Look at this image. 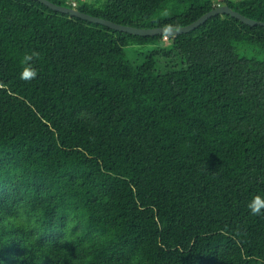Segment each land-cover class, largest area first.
<instances>
[{"label": "trees", "instance_id": "16d2710c", "mask_svg": "<svg viewBox=\"0 0 264 264\" xmlns=\"http://www.w3.org/2000/svg\"><path fill=\"white\" fill-rule=\"evenodd\" d=\"M51 1L143 28L225 3L264 21V0ZM149 44L142 62L129 57ZM254 198L264 26L218 14L140 36L0 0V264H264Z\"/></svg>", "mask_w": 264, "mask_h": 264}, {"label": "water", "instance_id": "95a60500", "mask_svg": "<svg viewBox=\"0 0 264 264\" xmlns=\"http://www.w3.org/2000/svg\"><path fill=\"white\" fill-rule=\"evenodd\" d=\"M38 1L42 2L43 4L47 5L53 10L67 13V14H70L71 16H76L78 18H82L84 20H88L94 23L102 24L114 30L124 31V32H128V33L135 34V35H140V36L178 35V34L186 33V32H189L199 27L201 24L206 22L209 18L215 15H218V14H230L231 16L251 26H254V25L264 26V21L249 18L245 16L244 14L240 13L239 11L234 10L233 8L229 6V4H226V3L215 6L212 10L200 16L197 20L185 26H180V27L161 26V27H153V28H143V27H136V26L114 22L112 20L105 19L99 16H94L89 13L83 12L77 9L76 7L64 6V5L52 2L51 0H38Z\"/></svg>", "mask_w": 264, "mask_h": 264}, {"label": "rangeland", "instance_id": "374dc122", "mask_svg": "<svg viewBox=\"0 0 264 264\" xmlns=\"http://www.w3.org/2000/svg\"><path fill=\"white\" fill-rule=\"evenodd\" d=\"M70 1H72L73 3L75 2L78 5H81V4H85V3L96 2L98 0H70ZM101 1H105V0H101ZM217 1H220V0H217ZM168 41L169 40L167 38L162 39L163 44H167ZM155 46H156L155 44H149L146 46L127 47V53H128L130 58L139 59L140 62H142L144 60V55H146L147 53L154 50ZM244 46H246V45H243V44L238 45V49L240 50V52H243L242 48ZM247 47L249 49L250 54H257V55L261 56L262 53L260 52V50L258 48L253 47V46H247ZM156 59H157V65L160 69H163L164 68L163 66L167 62H169V66L170 65H173V66L176 65V61L172 58L157 57Z\"/></svg>", "mask_w": 264, "mask_h": 264}, {"label": "clouds", "instance_id": "9594fccd", "mask_svg": "<svg viewBox=\"0 0 264 264\" xmlns=\"http://www.w3.org/2000/svg\"><path fill=\"white\" fill-rule=\"evenodd\" d=\"M38 56V53L32 52V53H26L24 56V62L27 64L28 62L32 61L34 57ZM31 77L34 78L36 75V72L33 70L30 73ZM251 213L253 215H259L261 214V209L264 208V202H261L258 198H254L248 205Z\"/></svg>", "mask_w": 264, "mask_h": 264}, {"label": "built area", "instance_id": "2783aa9c", "mask_svg": "<svg viewBox=\"0 0 264 264\" xmlns=\"http://www.w3.org/2000/svg\"><path fill=\"white\" fill-rule=\"evenodd\" d=\"M73 5L75 6V5H76V3L74 2V3H73Z\"/></svg>", "mask_w": 264, "mask_h": 264}]
</instances>
